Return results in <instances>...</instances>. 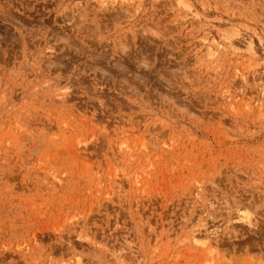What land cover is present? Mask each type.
Returning <instances> with one entry per match:
<instances>
[{
  "label": "rangeland",
  "instance_id": "obj_1",
  "mask_svg": "<svg viewBox=\"0 0 264 264\" xmlns=\"http://www.w3.org/2000/svg\"><path fill=\"white\" fill-rule=\"evenodd\" d=\"M0 264H264V0H0Z\"/></svg>",
  "mask_w": 264,
  "mask_h": 264
}]
</instances>
